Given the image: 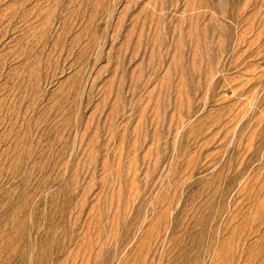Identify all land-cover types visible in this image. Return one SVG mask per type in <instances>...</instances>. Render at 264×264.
<instances>
[{"label":"rangeland","instance_id":"374dc122","mask_svg":"<svg viewBox=\"0 0 264 264\" xmlns=\"http://www.w3.org/2000/svg\"><path fill=\"white\" fill-rule=\"evenodd\" d=\"M0 264H264V0H0Z\"/></svg>","mask_w":264,"mask_h":264}]
</instances>
